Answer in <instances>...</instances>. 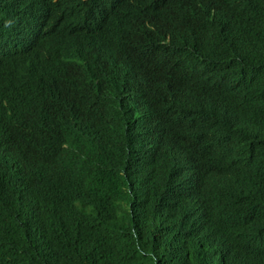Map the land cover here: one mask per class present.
Wrapping results in <instances>:
<instances>
[{"label":"trees","instance_id":"obj_1","mask_svg":"<svg viewBox=\"0 0 264 264\" xmlns=\"http://www.w3.org/2000/svg\"><path fill=\"white\" fill-rule=\"evenodd\" d=\"M42 3L53 34L101 5L108 39L52 61L74 109L48 140L0 121V264H264V0Z\"/></svg>","mask_w":264,"mask_h":264},{"label":"water","instance_id":"obj_2","mask_svg":"<svg viewBox=\"0 0 264 264\" xmlns=\"http://www.w3.org/2000/svg\"><path fill=\"white\" fill-rule=\"evenodd\" d=\"M40 1L34 0L35 6L31 10L32 17H27L29 15L27 6L23 11L18 7L16 14H21L23 18L20 19V15L14 19L7 18V21L0 22V29L14 36H4L12 40L7 42L12 45L13 49L1 55L0 62L3 60L10 62L9 67L14 73V78L16 76L21 85L19 87L21 90L13 98L8 97V100L3 101L0 108V121L12 123L19 119L17 133L33 138L32 132L39 130L43 133L34 138L48 140L52 135L53 125L55 124L56 129L62 128L68 113L74 109V102L68 97L70 91L64 82L65 78L60 76L57 78L53 74L54 71L60 69L65 73H70L63 64L60 65L57 57L68 60L71 55L70 51L73 47H78L79 43L90 53L101 54L102 50L99 47L93 48L94 42L91 40L100 37L99 33L95 32L100 30L104 33L105 36L102 38L106 41L108 37L105 33V26L110 25V22H108V16L102 10L101 5L95 6L93 3L89 5L88 16L84 18V21H77L72 26L53 34L52 31L57 27L64 12H58L57 6L54 4L42 3L40 5ZM96 10H98L97 13ZM32 23L34 24L33 29L31 28ZM170 24L169 28L178 23ZM14 30L16 32H12ZM33 33L35 34L32 36L31 43L35 41L36 45L27 52V56H25L27 59L22 63V53L29 46L30 36ZM167 56L169 57L170 54ZM167 56L162 54L159 57L167 59ZM53 60L57 62L60 69L51 67ZM62 74L64 75V73ZM70 74L71 76L76 75V73ZM46 128L49 132L46 131Z\"/></svg>","mask_w":264,"mask_h":264},{"label":"bare ground","instance_id":"obj_3","mask_svg":"<svg viewBox=\"0 0 264 264\" xmlns=\"http://www.w3.org/2000/svg\"><path fill=\"white\" fill-rule=\"evenodd\" d=\"M13 6H15V5H13ZM15 8L16 7H12V12L11 13H15ZM98 12V10H96V13ZM32 13V12H31ZM3 21V20H2ZM34 22V21H33ZM32 26H34V24L32 23L31 24V28L33 29V27ZM34 34L35 33H33L30 37V43H29V46L26 48V51L23 53V56L22 57H24V56H27L26 54H27V52L29 51V50H31L35 45H36V42L35 41H33L32 43H31V41H32V36H34ZM40 39V38H39ZM39 39H37V40H39ZM140 131H141V129H140ZM144 131V130H143ZM145 132V131H144ZM140 134V133H139ZM7 200H8V198H7Z\"/></svg>","mask_w":264,"mask_h":264}]
</instances>
